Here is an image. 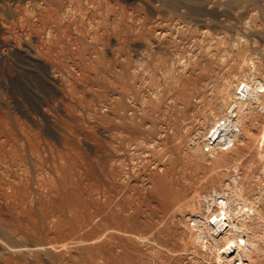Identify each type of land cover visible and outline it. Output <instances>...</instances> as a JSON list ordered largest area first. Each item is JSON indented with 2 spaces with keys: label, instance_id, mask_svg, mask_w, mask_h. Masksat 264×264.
<instances>
[{
  "label": "rangeland",
  "instance_id": "374dc122",
  "mask_svg": "<svg viewBox=\"0 0 264 264\" xmlns=\"http://www.w3.org/2000/svg\"><path fill=\"white\" fill-rule=\"evenodd\" d=\"M0 264H264V0H0Z\"/></svg>",
  "mask_w": 264,
  "mask_h": 264
},
{
  "label": "bare ground",
  "instance_id": "6f19581e",
  "mask_svg": "<svg viewBox=\"0 0 264 264\" xmlns=\"http://www.w3.org/2000/svg\"><path fill=\"white\" fill-rule=\"evenodd\" d=\"M235 109L234 108H231L230 109V112H229V117L230 118H232L233 116L231 115V113H235ZM220 125V124H219ZM222 129V128H221ZM219 131H221V130H219ZM232 140L233 139H231L230 140V143L229 144H231L232 143ZM224 145H228V144H224ZM228 186L229 185H224V187L223 188H220V189H216V190H214L213 191V193H212V200L210 201V205H211V209H213V205L215 204V203H219V202H221V201H223V199L224 198H232V196L230 195V191L227 189L228 188ZM217 192H223L224 194H223V196L220 198L221 199V201L219 200V199H217V201L213 198V196H214V194L215 193H217ZM223 207V213H221V216H213L211 219H209V221L208 222H210L211 224H213V225H215V226H219V227H223V224H224V228H226V229H229V227L231 226V222H228V224H226V222L227 221H225V219L224 218H222V215L224 216L225 215V212H227V213H229V214H231V221H232V218H233V215L236 213V211H235V208L236 207H238V206H236V204L235 203H233V202H229V204H227V205H223L222 206ZM208 208H210V207H208ZM216 213H214V215H215ZM198 215V220H202V223H201V225L200 226H198L197 227V229H198V233H201V234H205V229H210L209 230V232H208V236H210V237H216V238H218V237H220V236H223V235H225V234H223V235H221V234H217V229H214V226L213 225H209V226H206V224L204 223V220H203V217L204 216H206V214H204L203 215V213L202 214H200V213H198L197 214ZM218 215V214H217ZM192 225L194 226V221L192 220ZM210 232H212V233H215V235L216 236H213V235H211L210 234ZM221 232V231H220ZM227 235V234H226ZM218 236V237H217ZM243 239H245V238H243V237H241L240 236V238H238V242L240 243V245H242V243H244L245 241L243 240ZM246 243V242H245ZM242 247V246H241ZM225 256V255H224ZM228 257V256H227Z\"/></svg>",
  "mask_w": 264,
  "mask_h": 264
},
{
  "label": "built area",
  "instance_id": "2783aa9c",
  "mask_svg": "<svg viewBox=\"0 0 264 264\" xmlns=\"http://www.w3.org/2000/svg\"><path fill=\"white\" fill-rule=\"evenodd\" d=\"M223 192H217V193H215L214 194V196H213V198L217 201V199H219L220 201H221V197L223 196ZM214 205H218V206H220L221 207V209H220V211L218 212V213H216V214H221V213H223V207H222V205L220 204V202L218 203H215ZM213 205V206H214Z\"/></svg>",
  "mask_w": 264,
  "mask_h": 264
}]
</instances>
